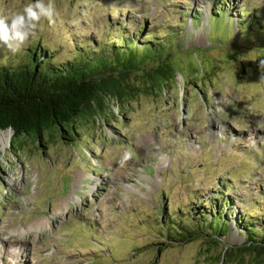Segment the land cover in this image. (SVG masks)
Masks as SVG:
<instances>
[{"label": "rangeland", "instance_id": "obj_1", "mask_svg": "<svg viewBox=\"0 0 264 264\" xmlns=\"http://www.w3.org/2000/svg\"><path fill=\"white\" fill-rule=\"evenodd\" d=\"M29 2L0 0V15ZM51 2L52 22L19 53L0 48V64L40 48L63 63L124 22L161 39L183 28L179 47L202 51L177 56L176 84L160 97L107 98L74 140L47 133L16 152L13 130H0L12 132L0 139V264H264L253 246L242 261L219 259L250 241L236 219L264 231V0ZM215 213L228 219L221 243ZM200 219L205 233L170 237Z\"/></svg>", "mask_w": 264, "mask_h": 264}, {"label": "trees", "instance_id": "obj_2", "mask_svg": "<svg viewBox=\"0 0 264 264\" xmlns=\"http://www.w3.org/2000/svg\"><path fill=\"white\" fill-rule=\"evenodd\" d=\"M197 17L192 20L196 21ZM126 25V22L118 25L114 38H110L113 29L109 30L107 25L101 39L86 40L79 52L60 64L52 62L53 57L46 59L48 56L43 51L47 50L43 48L41 53L40 50L32 55L29 52L22 65L8 64L9 59L0 64V130H13L16 152H21L26 139L42 142L47 133L52 137L58 132L63 139L74 140L80 133L78 127L91 119L95 122L107 109V98L125 104L144 94L162 96L176 84L178 63H181L177 56L192 53L193 60L202 51L179 47L183 28L161 39L146 32L144 22L137 28ZM194 73L198 74V70ZM208 215L204 213L203 219ZM220 216L215 213L212 218L213 222L217 220L219 233L211 227L214 223L208 224L215 243H221L228 230V219H219ZM203 219L197 223L198 228H190L188 223L175 226L172 231L176 233H170V237L184 241L205 233ZM164 221L168 220L163 218ZM254 223L242 218L235 220L234 226L243 225L250 241L238 251L227 248L219 257L221 262L226 259L230 263L251 246L264 253V231L259 232V226Z\"/></svg>", "mask_w": 264, "mask_h": 264}, {"label": "clouds", "instance_id": "obj_3", "mask_svg": "<svg viewBox=\"0 0 264 264\" xmlns=\"http://www.w3.org/2000/svg\"><path fill=\"white\" fill-rule=\"evenodd\" d=\"M55 15L51 0H31L21 11L0 15V48L19 53L36 35L40 22L46 19L51 23Z\"/></svg>", "mask_w": 264, "mask_h": 264}, {"label": "bare ground", "instance_id": "obj_4", "mask_svg": "<svg viewBox=\"0 0 264 264\" xmlns=\"http://www.w3.org/2000/svg\"><path fill=\"white\" fill-rule=\"evenodd\" d=\"M11 135H12V132L11 131H9L8 133L5 131H0V139L2 140V141H4V144H5V141L8 143L9 141H10V137H11ZM41 223H42V220H40V221H38L37 222V226L38 225H41Z\"/></svg>", "mask_w": 264, "mask_h": 264}, {"label": "water", "instance_id": "obj_5", "mask_svg": "<svg viewBox=\"0 0 264 264\" xmlns=\"http://www.w3.org/2000/svg\"><path fill=\"white\" fill-rule=\"evenodd\" d=\"M12 130V129H11Z\"/></svg>", "mask_w": 264, "mask_h": 264}]
</instances>
